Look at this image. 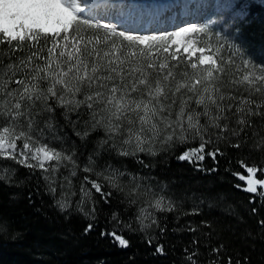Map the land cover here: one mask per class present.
<instances>
[{
	"label": "snow or ice",
	"instance_id": "snow-or-ice-1",
	"mask_svg": "<svg viewBox=\"0 0 264 264\" xmlns=\"http://www.w3.org/2000/svg\"><path fill=\"white\" fill-rule=\"evenodd\" d=\"M111 7L97 0H0V160L42 180L49 194L60 197L62 211L77 197L76 211L89 220H95L100 203L116 198L131 207L143 197L153 211L139 207L138 230L147 233L155 226L164 233L155 213L177 211L176 202L133 173L111 164L99 168L95 157L115 154L150 168L152 161L140 154L156 157L189 145L176 159L215 172L229 149L264 154V65L236 44L213 39L207 25L158 35L118 30L97 19L98 10L107 14ZM65 128L82 144L95 142L83 167ZM206 158L214 167L202 166ZM236 163L242 171H224L242 182L234 188L254 194L249 204L255 215L256 203L264 205V165ZM4 172L10 180L15 169ZM191 214L198 213H184ZM112 221V230L101 236L127 248L120 229H137L116 213ZM258 225L264 232V218ZM93 227L89 223L85 232ZM153 241L147 234V243ZM155 252L165 255L163 244ZM224 252L223 244L209 247L206 264H249L247 257L234 261ZM185 253L187 264H204L198 248Z\"/></svg>",
	"mask_w": 264,
	"mask_h": 264
},
{
	"label": "trees",
	"instance_id": "trees-1",
	"mask_svg": "<svg viewBox=\"0 0 264 264\" xmlns=\"http://www.w3.org/2000/svg\"><path fill=\"white\" fill-rule=\"evenodd\" d=\"M247 2V13L237 22L240 45L249 51L251 60L256 62L254 59L258 57L264 65V0ZM59 119L63 123V118ZM64 131L69 144L75 143L81 165L87 163L95 142L82 144L71 128ZM185 147L189 145L158 157L149 171L168 186L174 201L182 204L177 203V211L158 213L166 231L160 233L156 229L152 245L138 231H121L130 242L127 248L111 237L101 236V232L112 230L113 213L132 224L134 210L127 203L113 198L110 205L98 204L95 220L80 213L63 212L42 180L38 183L27 169L0 160V264H187L185 249L193 248H198L197 258L206 264L210 258L208 248L219 244L224 245L225 257L230 255L234 261L247 257L249 264H264V232L258 225V220L264 218V205L257 202L258 212L253 215L249 199L254 194L234 188V184L242 182L224 171L226 167L242 171L238 160L264 165V154L229 149V156L220 160L218 170L209 172L176 159ZM100 156L99 162L116 159L114 154ZM202 166L212 168L214 164L211 158H206ZM7 168L15 169L10 180L4 178ZM194 211L198 214L184 215ZM89 223L94 227L85 232ZM205 223L211 228L204 227ZM188 225L199 227L200 231L184 230ZM205 232L211 235H203ZM194 239L200 241L199 245L192 243ZM156 244H163L165 255L155 252Z\"/></svg>",
	"mask_w": 264,
	"mask_h": 264
},
{
	"label": "rangeland",
	"instance_id": "rangeland-1",
	"mask_svg": "<svg viewBox=\"0 0 264 264\" xmlns=\"http://www.w3.org/2000/svg\"><path fill=\"white\" fill-rule=\"evenodd\" d=\"M112 6L107 10H98L97 19L100 21L108 22L111 21L118 26V30H129L135 35H158L163 32L176 31L180 27H187L190 25L205 26L207 25L210 32L215 34L222 41H227L236 44L244 52L245 56L250 58L249 51H245L240 45V34L237 26L239 19H243L247 13V0H198L196 2L190 3L187 6V12L183 14V4L178 3L176 6L172 4L173 0H107ZM161 2L160 8H163L165 12L161 15L151 16L150 11L142 10L136 11L135 7L138 4L151 3V2ZM165 3V4H164ZM166 8H165V7ZM159 8V7H158ZM158 8L155 10L158 11ZM164 14V15H163ZM255 54H258L256 51ZM257 64H260L258 57L254 59ZM263 64V63H262ZM172 153L160 152L156 157H148L144 154H140V159L148 162H152L163 155ZM103 154V153H102ZM115 155V154H114ZM101 156L95 157L97 166L102 168L105 164H111L114 167H119L121 170L135 174L137 177L143 178V183L152 188L153 191L160 192L162 195L171 198L174 201V194L169 190L168 186L161 183L158 179L151 174L150 168H142L135 160L116 157L115 160L99 162ZM133 166H130V164ZM84 165V164H83ZM81 165V167H83ZM84 175L83 173H78V176ZM59 179H63L60 177ZM73 185L78 187L76 178H73ZM56 201L60 198L58 195L54 196ZM77 197H71L72 206L63 212H75L76 211L75 201ZM143 197L140 198V202L137 205L131 206L134 210V216L132 218L133 228H136L138 232L142 233L145 237L147 234H151L154 239L155 226L152 229L147 230V233L139 231V224L136 221V214L140 206H143L147 211L152 212L153 209L149 208L147 204L143 203ZM187 201V197H183ZM176 204L179 203L175 201ZM190 204V200H188ZM192 204L194 202H191ZM182 204V203H179ZM59 208V207H58ZM60 209V208H59ZM61 210V209H60ZM62 211V210H61ZM83 215V214H82ZM158 212L155 213L157 217ZM147 222V221H146ZM126 228H121L120 231H124ZM127 231H130L126 229Z\"/></svg>",
	"mask_w": 264,
	"mask_h": 264
},
{
	"label": "bare ground",
	"instance_id": "bare-ground-1",
	"mask_svg": "<svg viewBox=\"0 0 264 264\" xmlns=\"http://www.w3.org/2000/svg\"><path fill=\"white\" fill-rule=\"evenodd\" d=\"M196 1H198V0H173L172 4L174 6H176V4H178L179 2L182 3L183 7H184L183 14H185L187 12V6L190 3H193V2H196ZM97 2L98 3H108L109 4V2L107 0H97ZM161 3H162V1L161 2L154 1V2H151V3L138 4V5H136L135 10L136 11H142V10L150 11L151 16L154 18L155 16L161 15V13L165 12L164 10L162 11L163 8H160ZM156 8H158V11L155 10ZM102 10H105V9H101L100 11H102ZM156 14H158V15H156Z\"/></svg>",
	"mask_w": 264,
	"mask_h": 264
}]
</instances>
